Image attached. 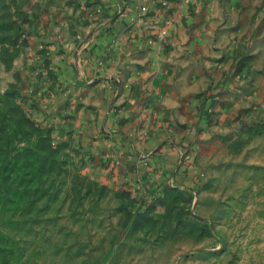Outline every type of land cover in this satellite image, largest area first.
Returning <instances> with one entry per match:
<instances>
[{"label":"rangeland","instance_id":"obj_1","mask_svg":"<svg viewBox=\"0 0 264 264\" xmlns=\"http://www.w3.org/2000/svg\"><path fill=\"white\" fill-rule=\"evenodd\" d=\"M100 2L0 0V264H264V0H151L113 79Z\"/></svg>","mask_w":264,"mask_h":264},{"label":"crops","instance_id":"obj_2","mask_svg":"<svg viewBox=\"0 0 264 264\" xmlns=\"http://www.w3.org/2000/svg\"><path fill=\"white\" fill-rule=\"evenodd\" d=\"M100 7H101V16L106 18L105 23H109L113 21L114 26L112 27V30H108V33H103V35H98L97 31H93L92 33V41L91 46L88 48V52H84L86 54V57L88 59V64L91 66L92 69L95 70V72H98V70H103L108 73V76L111 77V79L115 78V75H112V72L109 71L111 68L116 65V67L123 66V62H126L125 57L126 54L121 53L119 57L117 55L112 53L113 46L112 41L117 39V36L114 35V30L119 28L120 25H125L127 22H129L132 17L135 15L136 9L140 11H145L146 9L149 10V0H100ZM149 5V6H148ZM114 28V29H113ZM122 29H120L121 31ZM126 32V30L123 31V35ZM103 36L105 39H109V45L106 42V45L103 46L102 49L96 50L98 43H99V37ZM172 34H170V37ZM101 37V38H103ZM123 37H120L118 40H120ZM100 44V43H99ZM185 53V57L188 58L192 56L193 50L192 48L188 47V49L183 51ZM80 56L83 55V50L78 52ZM153 55V53H150ZM149 54V55H150ZM142 55L140 54H134L133 58H139ZM100 61L104 64V67L100 66ZM118 68V67H117ZM115 74L119 71L115 70ZM186 71V70H185ZM185 80L192 82V78H190V75L187 76V74L184 75ZM183 77V78H184ZM187 78V79H186ZM110 83H114V80H109Z\"/></svg>","mask_w":264,"mask_h":264}]
</instances>
